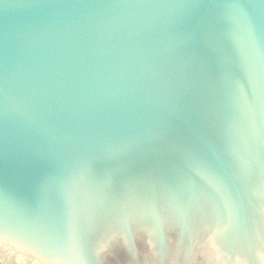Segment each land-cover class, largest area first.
I'll return each instance as SVG.
<instances>
[{
	"label": "water",
	"instance_id": "water-1",
	"mask_svg": "<svg viewBox=\"0 0 264 264\" xmlns=\"http://www.w3.org/2000/svg\"><path fill=\"white\" fill-rule=\"evenodd\" d=\"M0 223V264H264V0H0Z\"/></svg>",
	"mask_w": 264,
	"mask_h": 264
},
{
	"label": "snow or ice",
	"instance_id": "snow-or-ice-1",
	"mask_svg": "<svg viewBox=\"0 0 264 264\" xmlns=\"http://www.w3.org/2000/svg\"><path fill=\"white\" fill-rule=\"evenodd\" d=\"M39 162L44 169V175H43V178H42L41 183H40L39 188H38L39 194L33 200L27 201L29 208H30V211H33V212H38L40 210V208H41V192H42L43 188L45 187L49 178L52 175H54L55 173L59 172L60 168H61V165L59 162L49 160L46 157H41ZM113 163H114V160H108V161L103 162L104 170L107 172L110 171V168H111ZM122 195H124V193L121 189V186L118 183H116L115 180H111L110 181V192H109L107 198L119 199ZM64 207L65 208L70 207V203L65 202ZM2 226H3V224L0 223V227H2Z\"/></svg>",
	"mask_w": 264,
	"mask_h": 264
}]
</instances>
